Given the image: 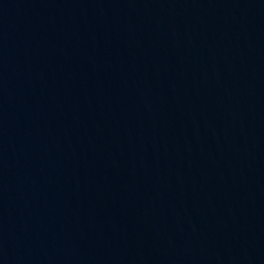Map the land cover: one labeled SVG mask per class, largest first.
Masks as SVG:
<instances>
[{
  "label": "water",
  "instance_id": "obj_1",
  "mask_svg": "<svg viewBox=\"0 0 264 264\" xmlns=\"http://www.w3.org/2000/svg\"><path fill=\"white\" fill-rule=\"evenodd\" d=\"M0 264H264V0H0Z\"/></svg>",
  "mask_w": 264,
  "mask_h": 264
}]
</instances>
